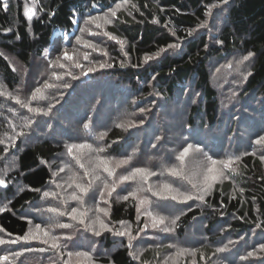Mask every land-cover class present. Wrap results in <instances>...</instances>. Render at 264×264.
<instances>
[{
  "label": "trees",
  "instance_id": "obj_1",
  "mask_svg": "<svg viewBox=\"0 0 264 264\" xmlns=\"http://www.w3.org/2000/svg\"><path fill=\"white\" fill-rule=\"evenodd\" d=\"M123 3H127L125 7L117 9L116 5ZM103 11H115L113 21L105 27L107 46L86 38L78 44L82 48L72 54L69 43L65 52L72 59H64L55 42H61L64 36H75L78 25ZM109 37L122 41V46ZM234 54H251V69L244 78L243 91L260 96L264 93V0H0V138L8 140L17 133L14 138L18 147L13 169L7 170V164L0 162L5 171L0 174L5 184L0 186L5 194H0V231L10 237L26 234L29 221L23 213L42 201L59 157L67 160L62 156L66 143L61 135L44 134L21 144L19 134H26L24 125L36 117L46 118L45 111L64 103L66 107L58 109L60 115L69 116L73 119L70 122L88 125L83 129L88 139H96V131L101 134L108 146L105 152L112 155H118L131 142L126 131L130 122L146 120L142 124L150 126L160 106L182 98L188 104L189 126H195L197 120L201 128L217 126L220 102L211 85L209 64L213 59H233ZM75 63L81 67H75ZM73 75L77 78L73 79ZM62 78L66 80L60 83ZM49 84L51 88L59 86V91L45 87ZM38 88L41 91L36 93ZM193 90L199 95L193 97ZM29 108L39 111L31 112ZM70 136L75 141L83 140V135ZM148 139L153 142V135ZM80 143L89 149L88 143ZM234 162L227 178L214 183L210 190L199 194L194 187L178 189L183 194L176 199L180 206L176 234L180 238L191 236L194 228L204 222L203 233L208 239V244L201 245L197 256L187 264H213L215 248L223 249L224 254L238 251L223 238L226 233L237 238L251 234L246 240L253 247L264 245L263 162L248 152L241 153ZM144 191L134 192L135 196L124 191L123 196H118V191L112 193L108 197L110 223H135L137 196H149ZM151 196L154 202L166 200ZM173 205L176 203L168 206ZM99 239L104 241L103 250H108L106 256H95L102 264H159L160 251L156 249L145 250L137 262L125 241L114 246L116 242L107 233ZM74 243L67 249L80 252L88 248L76 240ZM9 247L0 245V258L7 257L0 259V264H51L56 259L53 250L41 256L36 246L18 258L16 249L10 247L11 256Z\"/></svg>",
  "mask_w": 264,
  "mask_h": 264
},
{
  "label": "rangeland",
  "instance_id": "obj_2",
  "mask_svg": "<svg viewBox=\"0 0 264 264\" xmlns=\"http://www.w3.org/2000/svg\"><path fill=\"white\" fill-rule=\"evenodd\" d=\"M126 4H121L119 8L125 7ZM112 13L103 11L93 14L88 20L78 25L75 36L70 38L64 36L61 42L56 41L55 48H59L58 50L65 53L67 45L71 43L72 54L77 53L82 48L78 44H82L86 38L105 48L107 45L104 42L108 38L105 27L113 21ZM114 43L119 47L122 46L118 39H115ZM246 56L249 57L247 60L244 59ZM251 61L252 58L249 54H234L233 59L211 60L209 64L211 85L220 102L218 112V118L220 113L218 119L220 123L217 126H213V124L201 128L199 120L195 126H189L186 121L189 113L188 104L182 98L177 103L169 102L160 106L157 111V119L150 126L142 124L146 120L138 123L130 122L126 131H128L127 137H131V142L121 148L118 155L105 152L108 146L103 143V137L97 133L96 129L97 138L88 139V136L83 134L84 124L70 122L73 119H69V116L63 118L58 109L66 107L64 103L60 104L59 102L56 106L50 107L46 118L36 117L27 124L28 127L24 125L26 134H19L21 144L44 134L61 135L66 143L65 154L61 155L67 156V160H61L59 157L56 167L52 169V181L43 191L42 201L33 209L23 213L29 221L26 234L23 237H10L0 231V239L6 241L3 244L15 248L16 253H21V255L30 250L32 246L37 247L36 250L41 253V256L49 254L50 250H53L56 253V259L51 264H102L95 260V256L102 257L108 254V250H103L104 241L98 240L101 235L107 233L116 242L114 246H119L125 241L130 254L137 262L140 261L141 253L148 248L160 251L157 258L159 264H187L188 260H194L199 247L208 244V239L203 233L204 222L194 228L191 236L189 234L185 238H180L176 234L177 215L180 211L177 196L183 194L178 189L195 185L194 192L198 190L199 194L210 190L214 183L227 178L235 159L243 152L258 156L264 165V159H262L264 144L255 143L258 138L264 137V93L258 96L252 92L245 94L243 91L244 78L251 69ZM58 77L61 76L58 75ZM65 80L66 78H62L60 83ZM51 89L58 92L59 86ZM191 93L193 97L199 95V92L194 90ZM25 95L31 98L28 93ZM55 108H57V112H53ZM257 112L263 115L260 117ZM131 113L136 114L134 111ZM47 117H51L52 120L49 122ZM138 125L140 126L135 128ZM96 128L100 130L98 125ZM70 133H76L79 138H82L83 135V140L75 141L74 138H71ZM151 134L154 137L153 142L148 139ZM15 135L17 133L8 140H5V137L0 138V162L7 164L4 165L7 170L14 168V154L18 149ZM80 142L88 143L89 149L81 148ZM189 145L192 147L189 148L188 155L181 161L178 157ZM70 146H73L71 155L68 152ZM86 149L87 151H85ZM142 150L145 151V154H140ZM123 160L128 162L123 164L122 168V164L119 162ZM131 161L134 164L131 165ZM81 164L84 166L81 167ZM94 165L96 167H93ZM105 166L115 170L113 175L109 176L103 170ZM1 168L2 164L0 163V174L1 171L4 174L5 171ZM135 168H142L146 171L135 178L126 181L120 180L121 176L129 175ZM169 170H174L175 174ZM86 172L89 174L85 175ZM97 176L99 179H96ZM90 183L91 187L87 192L82 193L76 187L77 184L88 187ZM104 184H108L109 188H104ZM113 185L116 188L113 193L118 191V196H123L122 191L129 194L143 191V189L146 190L144 194H149V196L142 194L137 196L140 198L137 199V220L135 223L120 222L114 225L108 220L107 193ZM94 186L97 188H93ZM101 190L104 191L103 197L100 195ZM46 192L49 194L48 196L44 195ZM73 193L80 199H73ZM154 193L166 200L154 202L151 196ZM0 194L5 195L1 189ZM3 195L1 196L4 198ZM105 199L108 200L107 204L103 202ZM142 201L143 203H141ZM172 203H176V205L169 207L168 205ZM49 208H55L65 214L57 221L54 217L55 214L47 211ZM73 208L77 209L75 214L77 219L75 220L69 215ZM97 208L102 211H96ZM81 213L84 215L82 216ZM50 218L59 224H69L71 227L67 229L50 227ZM97 218L111 230L101 229L99 223L95 222ZM80 219H83L84 223H79ZM37 224L41 225L40 229L36 228ZM71 229L74 230L72 233ZM44 231H48L50 235L44 236ZM94 231H99L100 235H94ZM118 232H124V235H117ZM26 235L31 237L28 241L23 239ZM249 235L251 236V234H247L237 238L235 234H224L223 238L225 237L226 242L234 245L238 251L235 250L233 254H224L215 248L213 264H255L254 261L264 264V251L259 253L261 246L253 247L246 240L247 237H250ZM51 236L61 237L56 241L59 245L58 248L50 246L53 243L50 239ZM67 236H71L72 239H63ZM44 240H47L48 243H42ZM75 240L81 242L83 247H88L85 249L87 252L80 251L87 253L88 258L77 257L75 253L78 250L72 252L74 249H67L75 246ZM11 241H15V243ZM10 247L8 251L13 256L11 252L13 250ZM64 250L68 252H63ZM236 252L238 253L236 254ZM65 253H68L66 258H64ZM69 253L73 255L70 256Z\"/></svg>",
  "mask_w": 264,
  "mask_h": 264
},
{
  "label": "snow or ice",
  "instance_id": "obj_3",
  "mask_svg": "<svg viewBox=\"0 0 264 264\" xmlns=\"http://www.w3.org/2000/svg\"><path fill=\"white\" fill-rule=\"evenodd\" d=\"M223 2H224V3H227V0H223ZM4 7L7 8V3L4 4ZM116 7H117V9H118V8L120 7V4H117ZM27 11H28V13L34 14V12H33L32 9H28ZM26 14H27V13H26ZM112 15L115 16V11H113ZM28 18L31 19V15H28ZM106 22H110V21H106ZM153 22H155V21H153ZM97 27H99V25H97ZM81 31H84V29H81ZM109 38H110V39H113V37H109ZM120 43L123 44L122 41H120ZM88 46L90 47L91 45H88ZM170 47H176V45H170ZM249 55H251V54H249ZM85 58H87V57H85ZM248 58H249L248 56L244 57L245 60H247ZM64 59H66V60H71L72 57L69 56V55L67 54V52H65V53H64ZM74 66H75V67H81V65H80L79 63H75ZM60 67H64V65L61 64ZM101 67H104V65H101ZM89 71H92V69H89ZM69 74L71 75V73H69ZM83 74H84V75H87V73H83ZM72 78H73V79H76L77 77L73 75ZM50 86H51V85H45V87H50ZM64 86H65V87H68L67 84H65ZM40 91H41V90H40L39 88L36 89V93H39ZM33 99H35V93L33 94ZM17 103H20V101L17 100ZM21 106H22V107H28L27 104H21ZM49 110H50V108H49ZM29 111H31V112H38L39 110H38V109H35V108H29ZM43 114H44V115H47V111H45ZM118 126H119V125H118ZM25 127H28V125H25ZM84 127L87 128L88 125H84ZM255 143L258 144V145H260V144H264V137H260V138H258V139L255 141ZM80 147L83 148V147H85V146H84V145H81ZM191 147H192L191 145H189L188 147H185L184 150H183V153L178 157V159H180L181 161H183L184 158L188 155V153H189V148H191ZM72 151H73V148H72V147H69V148H68V152H69L70 155L72 154ZM100 151H103V149H100ZM262 159H264V157H262ZM127 162H128L127 160H123V161H120L119 163H120V164H126ZM42 163H43V161H42ZM101 163H103V162H101ZM213 163H215V162H213ZM80 166L83 167L84 165L81 164ZM226 166H227V165H226ZM93 167H96V166L94 165ZM103 170H104L105 172H107L109 176L113 175V170L109 169L108 167L105 166ZM61 171H63V169H61ZM145 171H146V170H145V169H142V168H135V169H134L129 175L121 176V177H120V180H121V181H126V180H129V179L135 178L137 175H141V174L145 173ZM169 171H172L173 174H175L174 170H169ZM88 174H89V173H87V172L85 173V175H88ZM96 179H99V177L97 176ZM0 186H5L3 180H0ZM70 186H71V185H70ZM76 187L79 188V190H80L82 193H83V192H87V191H88V188L91 187V183L88 185V187H84V186L79 185V184H77ZM193 187H195V185H193ZM104 188H109V185H108V184H104ZM115 190H116V189H115V185H113V186L111 187V190L108 191L107 196H108V197H111V196H112V193H113ZM155 194H156V193H154V195H155ZM44 195H45V196H48L49 194L46 192V193H44ZM100 195H101V197L104 196V191H103V190L100 191ZM129 195L135 196V193H129ZM72 198H73V199H80V197L76 196L75 193H73V197H72ZM188 198L190 199L191 197H188ZM201 198H202V197H201ZM123 199L127 200V199H128V196H124ZM103 202H104L105 204H107V203H108V200L105 199ZM141 203H143V201H142ZM47 211L50 212V213H54L55 215H60V216H63V215L65 214V213H63V212L58 211V210L55 209V208H49ZM96 211L99 212V211H102V209L97 208ZM76 212H77V209L73 208V209H72V212L69 213V215L71 216V218L74 219V220L77 219V217H76V215H75ZM81 215L83 216L84 213H81ZM105 215H107V212H105ZM78 222L82 224V223H84V220H83V219H80ZM95 222H96V223H99L101 229H105V230H109V231L111 230V229L108 228V226H107L106 224H104L103 222H100L98 218H97V220H96ZM173 222H175V221H173ZM49 226H50V227L65 228V229L71 227V225H69V224H59V223H57L54 219H51V218H50V224H49ZM36 228H37V229H40V228H41V225H40V224H37V225H36ZM49 235H50V234H49L48 231H44V236L47 237V236H49ZM94 235L99 236V235H100V232H99V231H94ZM117 235H121V236H122V235H124V232H118ZM30 238H31L30 236L26 235L23 239H24L25 241H28ZM18 239H19V238H18ZM50 239L53 241V243H52L50 246H51L52 248H58L59 245L56 243V241L59 240V239H61V237L51 236ZM63 239H68V240H70V239H72V237H71V236H67V237H63ZM11 242H12V243H15V241H11ZM3 243H6V241L0 239V244H3ZM42 243H48V241H47V240H44V241H42ZM261 250L264 251V246H261ZM218 251H223V249H219ZM15 255L19 256V255H21V253H15ZM69 255L71 256V255H73V254H72V253H69ZM75 255H76L77 257H81V256H83V257H85V258H88V254H87V253L76 252ZM249 255H252V253H249ZM0 259H5V260H6L7 257H2V258H0Z\"/></svg>",
  "mask_w": 264,
  "mask_h": 264
}]
</instances>
